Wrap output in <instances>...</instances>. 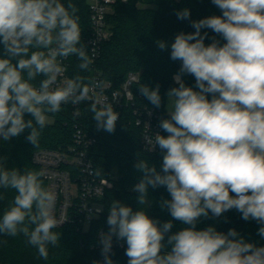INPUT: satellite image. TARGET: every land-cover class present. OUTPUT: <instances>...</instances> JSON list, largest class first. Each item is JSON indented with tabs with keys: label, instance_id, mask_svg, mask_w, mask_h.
<instances>
[{
	"label": "clouds",
	"instance_id": "obj_1",
	"mask_svg": "<svg viewBox=\"0 0 264 264\" xmlns=\"http://www.w3.org/2000/svg\"><path fill=\"white\" fill-rule=\"evenodd\" d=\"M211 3L220 15L191 20L188 8L178 10L177 18L189 20L195 30L177 33L171 44L157 42L180 62L173 76L177 86L166 92L167 118L158 124L167 135L144 138L150 150L162 153L161 169L138 159L134 167L142 176L132 190L143 207L134 211L116 199L108 207L109 231L100 234L103 264H114L109 255L114 237L126 242L128 264H264V245L248 242L235 228H197L202 218L218 219L234 209L243 220L255 221L264 239V0ZM70 56L81 71L94 60L82 43L71 0H0V140L29 129L26 139L35 146L48 114L88 100L97 130L115 131L119 114L95 95L103 84L79 74L64 78L62 60ZM138 90L161 107L159 84ZM42 176L9 169L0 159V189L16 193L0 214V235L23 234L47 260L49 245L60 242L54 229L62 222L53 211L56 195L43 186ZM149 187L166 188L171 198L160 207L172 220L161 223L147 214ZM173 221L186 227L169 235ZM166 246L170 251L162 253Z\"/></svg>",
	"mask_w": 264,
	"mask_h": 264
},
{
	"label": "trees",
	"instance_id": "obj_2",
	"mask_svg": "<svg viewBox=\"0 0 264 264\" xmlns=\"http://www.w3.org/2000/svg\"><path fill=\"white\" fill-rule=\"evenodd\" d=\"M69 0H64L67 4ZM77 8L81 27L82 43L85 44L89 27V9L86 0H71ZM188 8L191 20H199L211 15H220V10L211 3V0H114L111 11L107 16L110 28V37L103 44L100 57L96 62V70L102 80L109 81L113 89H118L128 73H137L138 80L133 83V106L121 108L113 133L97 130L93 114L89 111L90 104H82L80 113L76 114L73 108L62 105L59 113L48 114L52 123H47L41 130L37 145L27 141L29 129L10 141L0 140V159L4 160L9 169L18 168L21 172L25 169L39 171L31 158L35 150L48 148L63 151L71 144L76 127L80 126L88 132L95 143L91 147L89 156L98 176H107L112 169L116 170L117 179L112 189L105 192L101 203L102 213L92 221L87 232H83L75 222L65 224L54 229L60 234L57 246L49 245L47 260L39 257L37 250L27 243L26 237L19 234L15 237L0 235V264H97L99 250L96 248L99 231L108 232L107 224L108 207L114 199L131 206L133 210L140 209L138 193L133 186L139 182L142 173L134 165L138 159L146 160L160 171L162 153L159 148L156 152H146L141 145V127L135 125L134 110L144 107L154 108L167 118L165 111L166 92L169 88L177 86L173 81L180 62L170 59V49L161 50L158 41L173 42L177 33L192 32L189 20H179L176 16L178 10ZM205 31V30H202ZM211 36L212 33L209 32ZM210 40L206 39L205 43ZM87 48V46H86ZM88 50V48H87ZM68 78L77 74L85 80H93L95 71L90 66L88 71L78 68L79 61L75 56L68 57ZM38 77L33 83L38 86ZM188 85L194 84V78L184 77ZM155 87L160 85L162 105L153 107L139 92L140 85ZM25 119H32L26 114ZM163 135H167L164 133ZM43 186L47 189L46 180L41 177ZM11 189H0V214L9 205L15 196ZM165 187L148 189V199L151 202L145 210L147 214L161 223L172 220L166 209L160 207L162 199H170ZM215 225L218 231L227 232L235 228L248 242H255L258 246L264 245L263 239L258 234L259 225L255 221H245L234 209L224 213L218 219H201L197 224L198 229ZM186 225L173 221V228L169 235L175 233ZM121 242L122 247L111 255L114 264H128L126 256L127 244ZM167 242V236L164 243ZM171 246L162 249V253L170 251Z\"/></svg>",
	"mask_w": 264,
	"mask_h": 264
},
{
	"label": "built area",
	"instance_id": "obj_3",
	"mask_svg": "<svg viewBox=\"0 0 264 264\" xmlns=\"http://www.w3.org/2000/svg\"><path fill=\"white\" fill-rule=\"evenodd\" d=\"M89 9V27L85 43L89 55L94 56L91 67L95 71L93 80L103 84V88L96 89L95 95L101 96L106 103H111L114 110L119 114L121 108L133 106V94L131 87L138 80L137 73H128L125 80L118 89H113L109 81L102 80L100 73L96 70V62L100 57L103 44L110 37V28L107 16L111 11L114 0H86ZM66 68L64 78H68V58L62 60ZM63 78H61L62 80ZM91 100L79 104L70 105L76 114L80 113L82 104H91ZM167 113V112H166ZM135 125L141 127V145L146 152L153 153L158 150H150L146 145L145 136H155V132H162L158 124L164 115L154 108H141L134 110ZM95 139L80 126L76 127L70 145L63 151L40 148L33 152L32 162L38 166L43 178L47 183V190L55 193L56 201L54 215L62 222L58 227L68 223L77 224L83 232H87L90 224L102 213L101 200L106 191L113 188L115 178L108 174L100 177L96 174L93 163L89 156ZM107 233L99 231L96 248L99 250V264H103L102 244L100 234ZM264 244V239H263ZM122 247V243L113 239L111 256L115 250Z\"/></svg>",
	"mask_w": 264,
	"mask_h": 264
},
{
	"label": "rangeland",
	"instance_id": "obj_4",
	"mask_svg": "<svg viewBox=\"0 0 264 264\" xmlns=\"http://www.w3.org/2000/svg\"><path fill=\"white\" fill-rule=\"evenodd\" d=\"M52 121H53L52 117H50V116L48 115V122H47V123H52ZM109 174H111V176H112L113 178L117 179V174H116V170H115V169H112V170L109 172Z\"/></svg>",
	"mask_w": 264,
	"mask_h": 264
},
{
	"label": "crops",
	"instance_id": "obj_5",
	"mask_svg": "<svg viewBox=\"0 0 264 264\" xmlns=\"http://www.w3.org/2000/svg\"><path fill=\"white\" fill-rule=\"evenodd\" d=\"M167 99V98H166ZM165 106H166V103H165Z\"/></svg>",
	"mask_w": 264,
	"mask_h": 264
}]
</instances>
